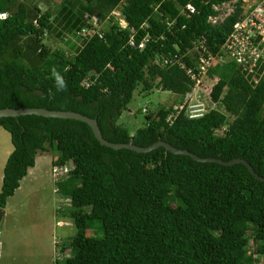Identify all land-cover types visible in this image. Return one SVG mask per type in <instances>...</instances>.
<instances>
[{"label":"trees","instance_id":"obj_1","mask_svg":"<svg viewBox=\"0 0 264 264\" xmlns=\"http://www.w3.org/2000/svg\"><path fill=\"white\" fill-rule=\"evenodd\" d=\"M228 1L58 0L45 7L0 0V108L77 111L96 117L109 141L148 146L162 139L202 157L245 158L264 176V61L255 73L216 61L208 71L216 83L202 87L217 107L199 117L172 113L193 92L187 70H199L188 48L203 43L218 54L241 17L236 0L232 13L213 21ZM55 37L70 48L52 47L47 39ZM154 88L177 98L131 130L122 117L130 116L134 93ZM0 126L13 144L1 208L37 153H55L52 168L69 167L52 176L69 201L57 207L64 219L52 234L56 264H264V181L245 164L198 161L162 146L114 149L71 118L3 116Z\"/></svg>","mask_w":264,"mask_h":264},{"label":"rangeland","instance_id":"obj_2","mask_svg":"<svg viewBox=\"0 0 264 264\" xmlns=\"http://www.w3.org/2000/svg\"><path fill=\"white\" fill-rule=\"evenodd\" d=\"M52 1L56 3L58 0H26L27 3L33 2V4L37 3L39 6L45 7ZM228 7L227 4L224 6L225 9ZM114 16L124 23L120 14L115 13ZM71 40L75 41L73 37ZM47 42L52 47L70 48L59 37L47 39ZM75 43L78 45L80 41ZM204 79L208 85L216 81L210 77ZM176 98V94L161 88H154L149 92L146 90L136 91L129 104L131 111L128 113H131L130 116L125 117L124 115L122 118H125V123L132 130L146 121V113L150 109L155 110L160 103L170 105ZM12 149L13 144L9 132L0 126V188L4 165ZM54 155L53 152L37 153L36 164L29 168L28 173L20 182V187L7 200V206L4 209L7 213L0 223V240L2 242L0 264H53L55 262L52 244L56 235L52 234L54 231L58 234L59 230L55 224L58 220L64 219L60 216L61 213L57 207H61L63 204L68 205L69 201L68 198L60 196L56 191L57 187L52 178L51 167V158ZM62 223L59 222V224ZM89 232L92 235L102 236V231L99 229H90ZM11 236L16 239H12L10 242L4 240Z\"/></svg>","mask_w":264,"mask_h":264},{"label":"built area","instance_id":"obj_3","mask_svg":"<svg viewBox=\"0 0 264 264\" xmlns=\"http://www.w3.org/2000/svg\"><path fill=\"white\" fill-rule=\"evenodd\" d=\"M235 1L223 2L222 12L213 17V21L223 20L225 16L232 13L234 6L231 3ZM226 4L229 5L227 9L224 8ZM241 6V17L233 24L232 29L220 44L218 54H213L203 43L188 48L187 51L197 57L199 70L197 73L190 69L187 70L194 81L193 92L185 95L181 102L174 104L175 112H172L173 115L185 109L190 117H199L210 109L217 107L218 103L210 100L207 90L202 87L212 86L216 83L217 78H212L208 74L209 69L214 66L216 61H235L251 73H255L260 69L261 63L264 61V0H242ZM186 8L191 12L195 10L190 3L186 5ZM143 46L144 42H140L139 47ZM173 61L180 62L181 66L185 67V64L179 59H167L163 64ZM205 77H210L216 81L208 85L205 82ZM170 118H172L171 115ZM68 170V166H54L52 176L60 178Z\"/></svg>","mask_w":264,"mask_h":264},{"label":"water","instance_id":"obj_4","mask_svg":"<svg viewBox=\"0 0 264 264\" xmlns=\"http://www.w3.org/2000/svg\"><path fill=\"white\" fill-rule=\"evenodd\" d=\"M26 114H36V115H42V116H52V117H62V118H71V119H77L86 122L88 125H90L95 137L99 140V142L102 145L109 146L114 149H121V148H129L138 152H147L151 151L152 149L158 148L160 146L166 148L167 150L171 151L175 154H186L191 156L193 159H196L198 161H217L219 163H223L226 165H231L235 163H243L247 166L249 171L258 179L264 181V176L259 175L252 167V165L245 159L241 157H234L229 160H224L222 158H216V157H202L198 154L189 151L188 149L178 148L171 143L164 141L162 139H159L158 141L148 145V146H140L136 145L133 141L129 142H113L106 139L101 131V128L98 124V120L96 117H90L88 115H85L83 113L72 111V110H53V109H47L45 107H19V108H13V107H4L0 108V117L3 116H13V117H19L21 115ZM6 211L0 207V223L5 216Z\"/></svg>","mask_w":264,"mask_h":264},{"label":"clouds","instance_id":"obj_5","mask_svg":"<svg viewBox=\"0 0 264 264\" xmlns=\"http://www.w3.org/2000/svg\"><path fill=\"white\" fill-rule=\"evenodd\" d=\"M92 18L94 19V21L96 20V18L94 17V16H92ZM127 24H126V22L124 21V23H122V26L123 27H125ZM145 40H146V38H144L143 40H142V42H145Z\"/></svg>","mask_w":264,"mask_h":264},{"label":"crops","instance_id":"obj_6","mask_svg":"<svg viewBox=\"0 0 264 264\" xmlns=\"http://www.w3.org/2000/svg\"><path fill=\"white\" fill-rule=\"evenodd\" d=\"M6 211V210H5ZM6 213H7V211H6ZM6 215V214H5ZM0 246H2V242H1V240H0ZM53 264H55V262L53 263Z\"/></svg>","mask_w":264,"mask_h":264}]
</instances>
